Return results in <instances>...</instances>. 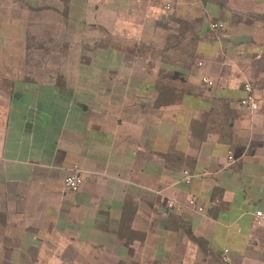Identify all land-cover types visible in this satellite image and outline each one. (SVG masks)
<instances>
[{
  "label": "crops",
  "instance_id": "crops-1",
  "mask_svg": "<svg viewBox=\"0 0 264 264\" xmlns=\"http://www.w3.org/2000/svg\"><path fill=\"white\" fill-rule=\"evenodd\" d=\"M257 210L264 0H0V264H264Z\"/></svg>",
  "mask_w": 264,
  "mask_h": 264
},
{
  "label": "built area",
  "instance_id": "built-area-1",
  "mask_svg": "<svg viewBox=\"0 0 264 264\" xmlns=\"http://www.w3.org/2000/svg\"><path fill=\"white\" fill-rule=\"evenodd\" d=\"M164 8L166 10H169L171 8V4L169 1H167L165 3ZM210 26H211V28H221V27H223V24L212 23ZM203 81H205L208 85L212 84V81H210L208 79H204ZM239 103L241 106L250 108L251 110H256L258 108V101H257V97L255 94V90H254V87L250 81L243 82V84H242V95L239 99ZM228 159L230 161H232L233 157H232L231 153H229ZM184 174H185V176H184L185 182L190 183V181L192 179V175L190 173H188L187 171H185ZM82 182H83L82 169L77 165L73 166L71 172L64 178V185H65L66 189L71 191V192H75V191L79 190ZM188 202L191 205H195L196 204V197L191 196L189 198ZM167 206L172 207V208H178L179 207L177 202L172 201V200L167 201ZM197 210L202 212L203 208L198 206ZM254 216H255L254 217L255 222L258 224L261 222L262 218H264V213L260 210H257L255 212Z\"/></svg>",
  "mask_w": 264,
  "mask_h": 264
}]
</instances>
